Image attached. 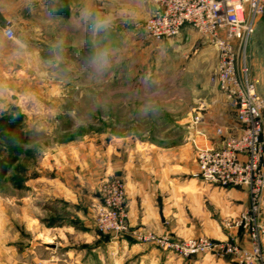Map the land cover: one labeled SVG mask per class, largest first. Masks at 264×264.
Listing matches in <instances>:
<instances>
[{
    "label": "rangeland",
    "instance_id": "obj_1",
    "mask_svg": "<svg viewBox=\"0 0 264 264\" xmlns=\"http://www.w3.org/2000/svg\"><path fill=\"white\" fill-rule=\"evenodd\" d=\"M24 5L22 0H0V118L15 119L14 129L28 138L27 143L10 141L9 130L0 132V170L7 166L3 175L0 171V203H7L8 198L18 202L21 176L33 175L40 154L65 150L67 144L87 150L88 144L127 145L133 138L176 144L181 140L176 129L179 107L172 106L171 100L166 104L167 98L185 92L201 95L210 104L216 89L185 81L182 75L199 48L211 45L197 33L161 43L145 40L143 23L157 12L152 0H32L28 8ZM85 10L91 13L88 34L82 25ZM7 26L13 31L11 38L4 34ZM253 34L256 60L247 59V64L263 78L257 91L264 100V17ZM104 51L109 53L110 64L99 71L94 60ZM215 64L216 54L200 67L203 74L198 80L208 81ZM16 148H21L18 155ZM114 177L120 178L111 175L105 179ZM230 188L245 192L248 203L223 221L226 230H235L226 239L251 249L253 223L250 229L235 226L243 213L252 217L249 192L244 187ZM261 199L254 219L260 228L257 233L264 260V194ZM95 205L96 222L99 194ZM239 235L246 243L237 240ZM212 255L230 256L239 264L230 254Z\"/></svg>",
    "mask_w": 264,
    "mask_h": 264
},
{
    "label": "crops",
    "instance_id": "obj_2",
    "mask_svg": "<svg viewBox=\"0 0 264 264\" xmlns=\"http://www.w3.org/2000/svg\"><path fill=\"white\" fill-rule=\"evenodd\" d=\"M22 1L28 8L32 0ZM82 25L88 34L89 20ZM195 34L184 26L178 37L188 39ZM253 35L247 43L246 64L247 59L256 60ZM214 55L212 46L200 47L184 69V80L216 89L209 80H198L203 74L200 67ZM249 78L257 91L263 78L251 66ZM212 94L210 104L201 95L185 92L167 98L166 104L171 100L172 106L179 107L176 129L181 140L176 144L133 138L127 145L88 144L87 150L67 144L65 150L40 154L33 175L21 176L18 202L8 198L7 203H0V264H235L230 256L183 259L131 236L112 239L97 232L93 219L98 188L107 176L114 175L124 182L128 225L133 231L176 239L207 236L223 240L235 235V230L225 229L223 221L245 208L246 193L203 182L196 175L193 144L186 138L192 137L196 145L219 147L222 137L215 132L217 126H224L227 134L239 133L234 111L224 96L217 89ZM196 112L202 115L197 133L188 129ZM237 240L246 243L240 235Z\"/></svg>",
    "mask_w": 264,
    "mask_h": 264
},
{
    "label": "built area",
    "instance_id": "obj_3",
    "mask_svg": "<svg viewBox=\"0 0 264 264\" xmlns=\"http://www.w3.org/2000/svg\"><path fill=\"white\" fill-rule=\"evenodd\" d=\"M152 1L157 12L143 23L145 40L161 43L178 36L181 29L188 26L215 50L216 64L209 83L234 111L239 133L227 134L224 126H217L215 132L222 137L219 147L196 145L192 137L186 138L193 144L196 175L203 182L224 188H247L252 217L243 213L242 220L235 226L240 224L249 228L253 223V228H249L253 247L243 249L229 239L215 241L205 236L176 239L131 230L127 221L125 185L115 177L105 179L99 187L95 228L100 235L112 239L131 236L183 259L226 253L234 256L239 264H264L257 233L260 228L254 219L264 194V100L257 93L255 82L249 78L246 64V46L257 21L264 17V0ZM4 34L7 38L13 36L10 26L5 28ZM201 121L202 115L194 113L188 129L197 133Z\"/></svg>",
    "mask_w": 264,
    "mask_h": 264
},
{
    "label": "trees",
    "instance_id": "obj_4",
    "mask_svg": "<svg viewBox=\"0 0 264 264\" xmlns=\"http://www.w3.org/2000/svg\"><path fill=\"white\" fill-rule=\"evenodd\" d=\"M17 121L13 118H7L4 120V118H0V132L4 131L5 129L9 130L7 131V135L10 136V141H16V142H22L27 143L28 138L21 135V133L14 128L16 127ZM15 154L18 155L21 151V148L14 149ZM15 155V157H16ZM13 158V160L15 159ZM13 160H10V164L13 162ZM9 163V161H8ZM6 165H3L1 171V175L5 173ZM20 182V181H19ZM19 185V184H18Z\"/></svg>",
    "mask_w": 264,
    "mask_h": 264
},
{
    "label": "clouds",
    "instance_id": "obj_5",
    "mask_svg": "<svg viewBox=\"0 0 264 264\" xmlns=\"http://www.w3.org/2000/svg\"><path fill=\"white\" fill-rule=\"evenodd\" d=\"M90 17H91V13L88 10L82 12V18L85 21H88ZM96 26L99 27L100 25H96ZM94 63L97 66V70L99 71L105 70L110 64L109 53L107 51L99 53L96 59L94 60Z\"/></svg>",
    "mask_w": 264,
    "mask_h": 264
}]
</instances>
